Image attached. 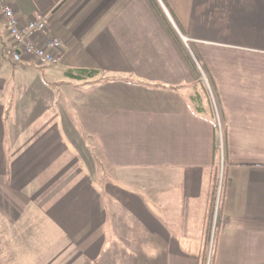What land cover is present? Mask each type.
Returning a JSON list of instances; mask_svg holds the SVG:
<instances>
[{
	"label": "crops",
	"instance_id": "crops-1",
	"mask_svg": "<svg viewBox=\"0 0 264 264\" xmlns=\"http://www.w3.org/2000/svg\"><path fill=\"white\" fill-rule=\"evenodd\" d=\"M0 3L63 43L15 64L0 13V264H199L219 162L213 264H264V0Z\"/></svg>",
	"mask_w": 264,
	"mask_h": 264
},
{
	"label": "built area",
	"instance_id": "built-area-1",
	"mask_svg": "<svg viewBox=\"0 0 264 264\" xmlns=\"http://www.w3.org/2000/svg\"><path fill=\"white\" fill-rule=\"evenodd\" d=\"M0 13L4 19L5 28L12 43L10 58L13 63L19 64L28 59L41 67H47L55 66L60 62L63 48L61 40L55 37H46L43 43L37 41V39L46 35L48 29L46 17L41 16L25 24H21L14 8L7 3H0ZM208 90L211 96H213L209 85ZM220 115L218 113L216 115L219 125L221 122ZM216 147L223 156L224 140L221 127L220 132H218Z\"/></svg>",
	"mask_w": 264,
	"mask_h": 264
},
{
	"label": "trees",
	"instance_id": "trees-1",
	"mask_svg": "<svg viewBox=\"0 0 264 264\" xmlns=\"http://www.w3.org/2000/svg\"><path fill=\"white\" fill-rule=\"evenodd\" d=\"M98 74V70L88 69L70 70L66 72L68 77L79 80L93 78ZM199 99H201V97H199ZM224 180L225 175L223 174L222 177H220L219 168L217 166L214 174L212 195L204 218L205 231L202 241L198 247L197 255L199 258V264H213L217 236L221 227V202Z\"/></svg>",
	"mask_w": 264,
	"mask_h": 264
},
{
	"label": "rangeland",
	"instance_id": "rangeland-1",
	"mask_svg": "<svg viewBox=\"0 0 264 264\" xmlns=\"http://www.w3.org/2000/svg\"><path fill=\"white\" fill-rule=\"evenodd\" d=\"M175 31H176L177 38H178L179 42L182 43V48L185 50L186 53H187V51L190 52V55H191V58H192V63L194 64V66H197L196 69L199 70L198 73H197V71H195V72L198 74L197 75L198 80L201 82L200 84L202 85V92L204 90L205 93L208 96L209 101H211L210 100V96H209V94L207 92L208 85H209L211 90H212V95H213V96H211V98L212 99L214 98V100H215L213 87L211 86L212 84H211L210 78L208 77L205 68L203 67V65L198 60V57L196 56L194 48L188 42V40H186V38L183 36V34L178 29H176ZM214 100H212L213 104H214ZM218 114H219V111H218ZM214 115L216 116L217 114H214ZM218 168H219L220 177H222V175L224 174V170H223V166L221 165V162H219ZM212 238H213V236H212ZM211 244H212V240H211Z\"/></svg>",
	"mask_w": 264,
	"mask_h": 264
}]
</instances>
